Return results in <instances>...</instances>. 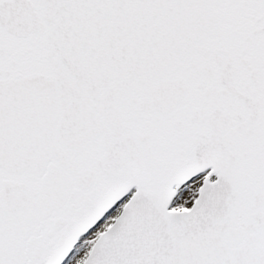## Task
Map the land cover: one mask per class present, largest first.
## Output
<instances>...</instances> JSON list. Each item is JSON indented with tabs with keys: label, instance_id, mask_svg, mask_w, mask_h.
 <instances>
[{
	"label": "snow or ice",
	"instance_id": "6c2138e0",
	"mask_svg": "<svg viewBox=\"0 0 264 264\" xmlns=\"http://www.w3.org/2000/svg\"><path fill=\"white\" fill-rule=\"evenodd\" d=\"M0 264H264V0H0Z\"/></svg>",
	"mask_w": 264,
	"mask_h": 264
}]
</instances>
